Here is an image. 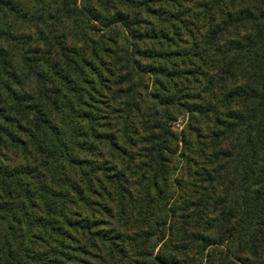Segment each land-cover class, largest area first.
Wrapping results in <instances>:
<instances>
[{"label": "trees", "instance_id": "1", "mask_svg": "<svg viewBox=\"0 0 264 264\" xmlns=\"http://www.w3.org/2000/svg\"><path fill=\"white\" fill-rule=\"evenodd\" d=\"M0 264H264V0H0Z\"/></svg>", "mask_w": 264, "mask_h": 264}, {"label": "rangeland", "instance_id": "2", "mask_svg": "<svg viewBox=\"0 0 264 264\" xmlns=\"http://www.w3.org/2000/svg\"><path fill=\"white\" fill-rule=\"evenodd\" d=\"M185 120H186V117H179V118L173 123L174 127H177V128H179V129H181L182 126H183V124H184V122H185Z\"/></svg>", "mask_w": 264, "mask_h": 264}]
</instances>
